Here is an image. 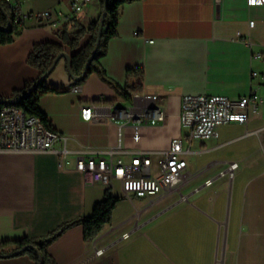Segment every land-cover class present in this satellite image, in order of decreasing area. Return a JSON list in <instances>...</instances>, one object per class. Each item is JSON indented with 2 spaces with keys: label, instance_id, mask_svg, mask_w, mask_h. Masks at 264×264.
Wrapping results in <instances>:
<instances>
[{
  "label": "crops",
  "instance_id": "1",
  "mask_svg": "<svg viewBox=\"0 0 264 264\" xmlns=\"http://www.w3.org/2000/svg\"><path fill=\"white\" fill-rule=\"evenodd\" d=\"M12 1L24 13L70 11V0ZM99 4L92 0L84 12L69 20L68 30H75L84 17L97 20L102 11ZM63 25L53 28L33 18L18 24L15 40L0 45V97H10L39 77L40 70L28 63L33 45L62 42L56 31ZM90 38L86 33L80 47ZM64 48L72 55L78 50ZM259 51L264 52V4L250 5L248 0L124 3L117 35L100 58L109 81L93 72L75 84L65 57L47 79L48 85L65 90L44 94L39 103L62 136L54 150L0 152V242L45 236L65 222L92 214L108 188L86 181L76 169L79 154L109 156L113 151L115 159L130 162L145 151L156 175L158 161L171 141L182 137L190 172L183 184L166 187L153 198L128 199L116 180L119 192L111 191L120 200L111 222L93 241L85 240L81 224L68 228L49 246L55 263L264 264V104L258 112L250 110L247 122L224 123L207 140L191 141L181 120L186 94L235 99L256 91L264 97V83L252 78L253 69L264 72V58L253 57ZM135 68L143 69V79L134 76L130 82L141 81V90L125 98L118 87L126 86L128 71ZM99 94L110 98L97 100ZM137 94H157L166 111L164 122L141 125L139 140L131 123L82 116L83 106L106 113L113 101L131 105ZM60 149H66L63 166ZM232 163L239 165L233 178L222 175ZM209 179L214 182L207 186ZM125 205L126 213L116 217ZM7 250L13 246L9 244ZM0 264L36 262L21 255L0 258Z\"/></svg>",
  "mask_w": 264,
  "mask_h": 264
},
{
  "label": "built area",
  "instance_id": "2",
  "mask_svg": "<svg viewBox=\"0 0 264 264\" xmlns=\"http://www.w3.org/2000/svg\"><path fill=\"white\" fill-rule=\"evenodd\" d=\"M7 2L14 10L17 22L23 23L26 19L33 18L40 23L57 28L84 12L92 0H70L68 13L51 10L24 13L12 0ZM248 3L263 5L264 0H248ZM250 24L253 25L254 21ZM245 41L250 43L248 40ZM253 57L262 59L264 52H255ZM252 78L260 79L264 83V72L253 69ZM95 98L106 101L110 97L99 94ZM263 104L264 97L256 91L235 99L224 95L186 94L181 102V120L182 124L189 128L188 137L191 141L207 140L213 138L219 126L224 123L247 122L250 110L258 112L260 105ZM82 116L86 120L102 117L114 122L131 123L135 129L134 138L139 140L141 125L164 122L166 111L159 103L157 94H137L131 105H120L113 101L106 113L98 112L94 106H83ZM61 137L53 128L48 127L40 116L28 114L14 104L4 103L0 106V152L53 151L56 141ZM183 142L182 137L171 141L170 147L158 161L159 173L156 175L151 173L152 158L145 151L135 154L130 162H125L121 158L115 159L113 151L109 152V156L100 153H81L77 157L76 169L84 174L88 183H99L111 190L114 188L115 181L119 180L127 197L153 198L164 188L180 186L189 178L188 161L183 156ZM58 153L60 165L63 166L66 161V149H60ZM238 166V163H232L221 174H228L230 178H233ZM213 182V179H209L206 185L210 186ZM182 198L186 199L185 196Z\"/></svg>",
  "mask_w": 264,
  "mask_h": 264
},
{
  "label": "trees",
  "instance_id": "3",
  "mask_svg": "<svg viewBox=\"0 0 264 264\" xmlns=\"http://www.w3.org/2000/svg\"><path fill=\"white\" fill-rule=\"evenodd\" d=\"M134 0H109L108 13L104 21L102 36L98 47L96 49L94 59L86 70V65L92 56L96 46L98 28L101 20V15L104 8V0L102 2V11L97 20L90 22L85 27L75 24L76 30H68L67 25L71 21L64 23L63 28L58 29V34L62 42L43 41L33 45V49L28 56V63L40 70L39 77L31 82L26 83L24 88L15 91L10 97H0V106L4 103L14 104L24 109L28 114H34L41 117V119L51 127L48 116L39 106L40 99L44 94L52 92H64L60 89L47 84V79L50 74L43 79L42 77L50 69L54 60L63 52H66L64 46H69L72 49L78 50L71 56L70 64L67 62V70L70 76L74 79L75 84H80L93 72L99 73L105 80L108 77L105 75L104 69L101 68L100 58L106 54L109 40L117 35V25L120 16L121 6L126 2ZM9 22H11V29L6 30ZM19 22L16 21L14 10L11 8L7 0H0V45L12 43L17 35L20 33L18 29ZM86 33L91 34L89 41L80 47V41ZM63 58V57H62ZM144 71L142 68L130 69L128 71V81L124 88L118 87V91L125 98H131V95L141 90V81L137 84H132L130 79L134 76H139L143 79ZM81 77V78H77ZM120 200V197L115 196L113 192L108 189L106 197L95 203L92 214L82 216L78 219L65 222L57 227L49 234L41 237L24 236L15 240H4L0 242V258L28 255L36 264H56L49 253V246L61 236L71 226L81 224L84 228V238L86 241H93L104 228V226L111 222L113 211ZM11 244L12 251H8L7 247Z\"/></svg>",
  "mask_w": 264,
  "mask_h": 264
},
{
  "label": "water",
  "instance_id": "4",
  "mask_svg": "<svg viewBox=\"0 0 264 264\" xmlns=\"http://www.w3.org/2000/svg\"><path fill=\"white\" fill-rule=\"evenodd\" d=\"M108 1L109 0H104V8H103V12H102V15H101V20H100L99 28H98L96 46H95V49H94V51L92 53V56L90 57L87 65H86V70L88 69L89 65L91 64V62L94 59V55H95L96 49L98 47V44H99L100 39H101V36H102V30H103V27H104V21H105V18L107 16V13H108ZM10 29H11V22H9L8 27H6V30L7 31H9ZM71 56H72V54H70L68 52H63L60 55H58L57 58L54 60L53 64L51 65L50 69L45 73V75L42 78L45 79L51 73V71L56 67L58 61L62 57H65L67 59V62H68V65H69L70 64V61H71ZM77 78L79 79L81 77H77Z\"/></svg>",
  "mask_w": 264,
  "mask_h": 264
},
{
  "label": "rangeland",
  "instance_id": "5",
  "mask_svg": "<svg viewBox=\"0 0 264 264\" xmlns=\"http://www.w3.org/2000/svg\"><path fill=\"white\" fill-rule=\"evenodd\" d=\"M95 2L96 1H100V4H99V6H100V8L102 9V2H103V0H94ZM90 24V20L87 18L86 19V17H84L83 18V20H82V24L81 25H89ZM77 29V28H76ZM75 29V30H76ZM114 190L116 191V192H119V186H114ZM128 199H137L138 197H135V196H132V197H127ZM140 198V197H139ZM131 203V205L133 206V204H132V202H130ZM127 205V204H126ZM123 206V207H121L122 209L121 210H119V211H117L116 212V217H118L119 215H123V214H125L126 213V211H127V206ZM147 216V213L146 214H144L143 215V217H141V219H140V221L141 220H143V219H145V217Z\"/></svg>",
  "mask_w": 264,
  "mask_h": 264
}]
</instances>
